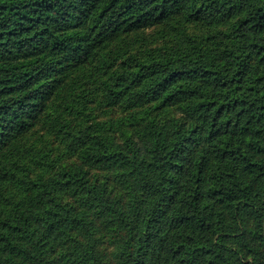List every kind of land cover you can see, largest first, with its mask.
Segmentation results:
<instances>
[{
  "label": "trees",
  "instance_id": "obj_1",
  "mask_svg": "<svg viewBox=\"0 0 264 264\" xmlns=\"http://www.w3.org/2000/svg\"><path fill=\"white\" fill-rule=\"evenodd\" d=\"M60 99L73 158L31 167ZM0 264H264V0H0Z\"/></svg>",
  "mask_w": 264,
  "mask_h": 264
},
{
  "label": "rangeland",
  "instance_id": "obj_2",
  "mask_svg": "<svg viewBox=\"0 0 264 264\" xmlns=\"http://www.w3.org/2000/svg\"><path fill=\"white\" fill-rule=\"evenodd\" d=\"M185 27L189 32H192L194 34H202L205 32L204 28L197 24H191V23H185ZM161 28H148L146 30H143L138 33V35L131 36L128 42L129 47L131 48V52L137 54V57L139 59H142L145 57V52L143 53V50L145 48H151L153 51H159L163 50L165 46H171L172 40L175 36V33L177 31L172 28L166 32H162L160 30ZM82 72L73 73L71 80L76 79L80 75H82ZM83 80H80L79 82H76L74 87V96L77 94H81L83 92V89H88V95H87V102L86 104V114H91L92 116H95L97 118H106L107 115L110 113H104L102 109L97 110L95 113L93 106L96 105V101L98 99V96L100 94L102 86L98 83H89V87L84 82L83 88L79 86L80 82ZM100 83V82H99ZM75 100H79L75 98ZM58 100V103L56 105L58 106L59 112H63L64 105ZM75 103V101H74ZM76 103H79L76 102ZM64 113V112H63ZM54 113H45L42 115L40 120L38 121L37 125L35 126L33 132L29 133L25 138L22 140L21 146L26 151L25 156H27V162L30 163V166L32 167L33 164L37 165L35 168L38 169V165L42 161L43 157H48V159L54 161H58L59 163H67L70 162V160L73 157L66 158L65 154V139H64V130L61 127V123H59L62 119H70L72 120V124L74 128L82 121H85L87 117H83L80 114H77V112H69L67 115L64 113L63 117L59 118V121L56 123ZM112 116H122L121 111L119 109H115L112 113ZM40 160V162H38ZM32 164V165H31Z\"/></svg>",
  "mask_w": 264,
  "mask_h": 264
}]
</instances>
